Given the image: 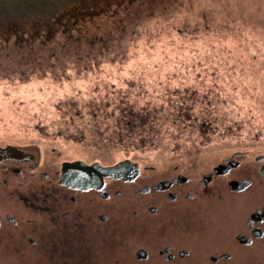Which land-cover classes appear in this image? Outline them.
<instances>
[{"label": "rangeland", "instance_id": "rangeland-1", "mask_svg": "<svg viewBox=\"0 0 264 264\" xmlns=\"http://www.w3.org/2000/svg\"><path fill=\"white\" fill-rule=\"evenodd\" d=\"M20 140L57 169L264 154V0L110 1L64 30H0V143Z\"/></svg>", "mask_w": 264, "mask_h": 264}, {"label": "flooded vegetation", "instance_id": "flooded-vegetation-1", "mask_svg": "<svg viewBox=\"0 0 264 264\" xmlns=\"http://www.w3.org/2000/svg\"><path fill=\"white\" fill-rule=\"evenodd\" d=\"M0 149V264H264V154L79 189L60 183L54 149Z\"/></svg>", "mask_w": 264, "mask_h": 264}, {"label": "water", "instance_id": "water-1", "mask_svg": "<svg viewBox=\"0 0 264 264\" xmlns=\"http://www.w3.org/2000/svg\"><path fill=\"white\" fill-rule=\"evenodd\" d=\"M110 1L121 0H0V30H5V35L29 30H34V35L64 30L66 23L83 17L93 18V10L104 12V7H110ZM0 153L5 154L6 150L0 149ZM138 170L139 166L130 161L109 167L96 163L89 167L78 161L63 163L60 183L87 189L93 187L90 181H83L91 175H130Z\"/></svg>", "mask_w": 264, "mask_h": 264}, {"label": "bare ground", "instance_id": "bare-ground-1", "mask_svg": "<svg viewBox=\"0 0 264 264\" xmlns=\"http://www.w3.org/2000/svg\"><path fill=\"white\" fill-rule=\"evenodd\" d=\"M124 161H129V160H124ZM122 162V161H121ZM131 162V161H130ZM120 163V162H119ZM131 163H135V162H131ZM135 164H137L138 166H139V170H140V165L138 164V163H135ZM138 170V171H139ZM137 171V172H138ZM124 175L125 174H123V173H116V174H112V175H110L109 177H118V178H121V177H123L124 178ZM98 176H100V175H98ZM126 176V175H125ZM88 181H90L89 183H90V185L92 186V187H94V186H96V181H97V179H96V177L94 176V175H91V178H88V179H86V180H84L83 182H88Z\"/></svg>", "mask_w": 264, "mask_h": 264}, {"label": "clouds", "instance_id": "clouds-1", "mask_svg": "<svg viewBox=\"0 0 264 264\" xmlns=\"http://www.w3.org/2000/svg\"><path fill=\"white\" fill-rule=\"evenodd\" d=\"M75 162H77V161H75ZM65 163H72V162H65ZM116 164H117V163H116ZM116 164H115V165H116ZM112 166H113V165H112ZM107 167H109V166H107Z\"/></svg>", "mask_w": 264, "mask_h": 264}]
</instances>
